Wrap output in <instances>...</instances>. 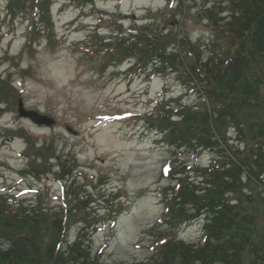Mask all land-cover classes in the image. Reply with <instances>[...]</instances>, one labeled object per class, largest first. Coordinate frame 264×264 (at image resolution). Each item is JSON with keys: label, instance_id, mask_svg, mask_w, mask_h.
I'll list each match as a JSON object with an SVG mask.
<instances>
[{"label": "rangeland", "instance_id": "rangeland-1", "mask_svg": "<svg viewBox=\"0 0 264 264\" xmlns=\"http://www.w3.org/2000/svg\"><path fill=\"white\" fill-rule=\"evenodd\" d=\"M182 1L97 0L83 13L54 6L47 18L49 32L30 38L32 0L21 6L13 2L11 13L15 14L10 17L6 16L8 0H0V191L25 207L40 204L49 209L61 202L62 181L69 187V181L74 180L66 203L78 195L87 198L89 206L82 207L96 226L72 225L62 246L86 234L91 257H98L103 264L148 263L156 249L154 227L163 207L158 191H165L169 171L178 170L194 179L198 172L192 168L205 166L210 158L209 154L196 157L191 151L193 143H187L186 149L184 143L174 141V152L160 148L149 131L155 123L146 120V113L154 110V102L166 91L178 97L182 83L175 77L165 80L157 76L149 83L147 76L132 78L128 65L117 69L103 64L97 51L96 43L111 38L108 33L118 23H122L119 30L128 33L132 23L145 19L150 9L165 24V31L190 37L193 43H201L205 52L217 41L225 45L224 39L216 37L219 17L218 27H214L206 22L205 10L215 5V15L227 12L228 0ZM169 2L174 6V19L166 18ZM101 15L107 17L101 20ZM258 86L254 102L239 97L241 119L234 122L225 114V134L218 133L216 127L211 131L222 147L229 145V152H236L242 143L240 153L246 147L259 146L264 154V137H252L264 126V77H259ZM182 95L185 101L197 102L194 91ZM19 101L27 110L54 119V126L39 127L19 119ZM251 126L257 131L252 132ZM220 135L225 141L218 139ZM259 148L252 153L257 154ZM262 167L249 174L242 170L236 193L254 214L252 229L264 235V164ZM252 173L258 177L253 178ZM119 199L123 208L116 215L110 207ZM203 222L198 219L166 234L197 245ZM0 246L7 249L9 244L0 239Z\"/></svg>", "mask_w": 264, "mask_h": 264}, {"label": "trees", "instance_id": "trees-1", "mask_svg": "<svg viewBox=\"0 0 264 264\" xmlns=\"http://www.w3.org/2000/svg\"><path fill=\"white\" fill-rule=\"evenodd\" d=\"M26 1L8 0L9 16L15 14L11 13L13 2L21 6ZM53 1L57 0H32L30 35L49 32L47 18ZM61 2L82 10L93 7L96 0ZM172 5L169 2L166 18H175ZM214 9L215 5L205 10L206 22L214 27L220 23L216 37L226 42L221 46L217 41L218 44L208 46L207 52L190 37L165 31V24H161L152 9L146 11L141 22L132 23L128 33L119 30L118 25L116 31H111V38L96 43L103 64L118 68L128 63L130 71L138 76L175 77L182 83L183 93L191 88L198 96V105L192 107L184 100H176L168 108L171 112L155 114L154 126L174 139L175 144L184 143L183 147L188 148L187 143H195L193 153L213 152V158L220 160V164L193 169L198 172L194 179L178 170L171 174L161 195L165 214L154 227L156 249L145 264H264V235L252 229L254 214L247 210L246 200L236 193L242 170L249 174L264 164L263 148L246 147L242 154L239 147L236 152H229L230 148L222 147L211 132L216 127L218 133L225 134L227 125L222 121L225 114L234 122L243 117L237 107L239 97L243 95V100L254 102L253 96H258V80L264 77V0H228L227 12L215 15ZM28 45L32 46L30 40ZM202 98L207 104L202 103ZM164 108L161 105V110ZM249 129L257 131L253 126ZM221 135L218 139L225 141ZM257 135L264 137V126L252 137L256 139ZM254 148H259L257 154L252 153ZM74 184L71 179L66 192ZM19 203L0 193V239L9 244L7 249L0 246V264H103L98 257H91L86 234L62 246L72 225L79 223L86 229L96 226L82 207L89 206L87 198L78 195L70 204L65 201L64 208L61 205L44 209L40 204L25 207ZM113 207V213L120 214V206L110 208ZM201 215L205 226L200 244L190 245L166 234L178 232L183 224Z\"/></svg>", "mask_w": 264, "mask_h": 264}, {"label": "water", "instance_id": "water-1", "mask_svg": "<svg viewBox=\"0 0 264 264\" xmlns=\"http://www.w3.org/2000/svg\"><path fill=\"white\" fill-rule=\"evenodd\" d=\"M18 117L19 118H25L30 120L32 123L41 126H52L54 124V121L48 117L39 115L36 112L33 111H27L24 109L23 104L21 101L18 102Z\"/></svg>", "mask_w": 264, "mask_h": 264}]
</instances>
